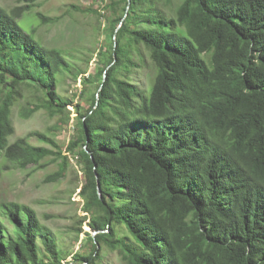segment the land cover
Wrapping results in <instances>:
<instances>
[{
  "label": "trees",
  "instance_id": "obj_1",
  "mask_svg": "<svg viewBox=\"0 0 264 264\" xmlns=\"http://www.w3.org/2000/svg\"><path fill=\"white\" fill-rule=\"evenodd\" d=\"M17 1L28 3L0 5V177L48 161L58 181L75 158L98 232L89 253H65L33 207L4 201L0 264H98L104 246L125 264H264V0H106L89 74L86 54L72 60L21 25L46 16ZM66 76H81L87 108L60 92ZM20 100L21 118L45 110L65 124L74 104L65 150L55 126L10 140Z\"/></svg>",
  "mask_w": 264,
  "mask_h": 264
},
{
  "label": "rangeland",
  "instance_id": "obj_2",
  "mask_svg": "<svg viewBox=\"0 0 264 264\" xmlns=\"http://www.w3.org/2000/svg\"><path fill=\"white\" fill-rule=\"evenodd\" d=\"M106 0H33V13L41 12L46 18H33L27 16L23 23H32L36 27L37 36L49 47H57L66 52L70 59L86 54L90 59L87 73H93L99 65L97 52L105 43V26L108 22L105 17ZM28 2L17 0H0V5L11 9L23 6ZM91 7L97 13H82L76 8ZM55 20V21H53ZM83 67L85 65H82ZM85 68V67H84ZM82 74L81 76H83ZM81 76L74 81L66 76L60 83L59 90L62 95L73 98L74 104L80 102L84 108L88 102L80 94L82 88ZM24 100H20L13 109L15 133L10 140L24 136L30 131H43L47 127L55 126L52 131L54 140L65 150L74 134V117L76 115L73 105L70 110V121L62 123L59 115L50 117L45 110H40L27 119L20 117V107ZM61 127V128H60ZM32 143L42 144L32 137ZM58 170L54 163H48L44 168L33 171L30 166L26 169L5 170L0 177V203L4 201H17L33 207L40 221L51 229L59 247L65 253H89L92 246L88 232L92 233L89 218L83 219L86 214L82 209V199L78 192L84 182L80 167L76 159L70 157V166L65 176L58 181H47V178ZM76 262L72 255L63 261V264ZM82 264H85L81 262ZM98 264H125L117 251L102 247Z\"/></svg>",
  "mask_w": 264,
  "mask_h": 264
},
{
  "label": "water",
  "instance_id": "obj_3",
  "mask_svg": "<svg viewBox=\"0 0 264 264\" xmlns=\"http://www.w3.org/2000/svg\"><path fill=\"white\" fill-rule=\"evenodd\" d=\"M114 44L116 45V41L114 42ZM115 45H114V46H115ZM109 67H110V65L108 66V68H109ZM105 77H106V76L104 75V78H105ZM103 81H104V80H103ZM102 86H103V83L100 85V87H99V90H101V89H102ZM96 96H97V102H98V93H97V95H96ZM97 102H96V104H97ZM87 152H88V153H90V151H88V150H87ZM90 156H91V158L93 159V157H92V154H91V153H90ZM98 191H99V194H100V186H99V182H98ZM97 232H98V231H95V230H94V231H92V235H95Z\"/></svg>",
  "mask_w": 264,
  "mask_h": 264
}]
</instances>
